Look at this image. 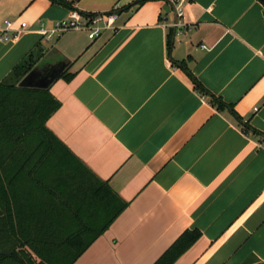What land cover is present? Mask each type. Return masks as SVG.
Instances as JSON below:
<instances>
[{
	"label": "crops",
	"instance_id": "0c3cea01",
	"mask_svg": "<svg viewBox=\"0 0 264 264\" xmlns=\"http://www.w3.org/2000/svg\"><path fill=\"white\" fill-rule=\"evenodd\" d=\"M121 1L0 0V83L39 49V71L62 63L72 75L50 85L57 169L44 178L74 195L85 241L125 204L73 264H155L195 230L201 237L174 264H264L263 5ZM73 9L116 10V26L95 40L38 32ZM6 21L29 28L6 41Z\"/></svg>",
	"mask_w": 264,
	"mask_h": 264
},
{
	"label": "trees",
	"instance_id": "16d2710c",
	"mask_svg": "<svg viewBox=\"0 0 264 264\" xmlns=\"http://www.w3.org/2000/svg\"><path fill=\"white\" fill-rule=\"evenodd\" d=\"M259 1L264 7V0ZM38 53L37 58L31 54L0 83V264H73L125 208L124 203L114 204L111 219L85 241L82 233L91 229L75 226L74 221L81 217L74 195L56 194L44 178L57 169L51 164L56 142L47 122L60 103L50 87L19 86L36 69L42 50ZM67 70L58 78L69 81L72 75ZM214 103L223 110V104ZM98 191L104 207L105 195ZM200 237L197 230L186 231L155 264H174Z\"/></svg>",
	"mask_w": 264,
	"mask_h": 264
},
{
	"label": "built area",
	"instance_id": "2783aa9c",
	"mask_svg": "<svg viewBox=\"0 0 264 264\" xmlns=\"http://www.w3.org/2000/svg\"><path fill=\"white\" fill-rule=\"evenodd\" d=\"M173 4L180 6L186 0H171ZM88 13H82L78 9L71 10L67 19L54 23L51 27L40 24L38 32L48 41H53L59 35L71 30H85L88 32L90 40L100 38L103 31L114 29L118 19V12L112 10L106 13H96L89 16ZM179 18L183 16V9H177ZM183 26L180 21L175 24V27ZM29 28L26 22L6 21L5 30L2 39L6 41H16ZM8 32H12L11 35Z\"/></svg>",
	"mask_w": 264,
	"mask_h": 264
},
{
	"label": "water",
	"instance_id": "95a60500",
	"mask_svg": "<svg viewBox=\"0 0 264 264\" xmlns=\"http://www.w3.org/2000/svg\"><path fill=\"white\" fill-rule=\"evenodd\" d=\"M134 1L135 0H122L120 7L127 6ZM66 66V64L59 63L43 72L36 68L21 81L19 86L24 88L47 89L65 71Z\"/></svg>",
	"mask_w": 264,
	"mask_h": 264
},
{
	"label": "rangeland",
	"instance_id": "374dc122",
	"mask_svg": "<svg viewBox=\"0 0 264 264\" xmlns=\"http://www.w3.org/2000/svg\"><path fill=\"white\" fill-rule=\"evenodd\" d=\"M35 57L37 58L38 57V54H35Z\"/></svg>",
	"mask_w": 264,
	"mask_h": 264
}]
</instances>
